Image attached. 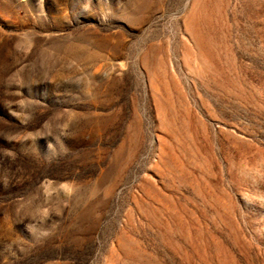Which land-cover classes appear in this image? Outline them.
<instances>
[{"label":"rangeland","instance_id":"obj_1","mask_svg":"<svg viewBox=\"0 0 264 264\" xmlns=\"http://www.w3.org/2000/svg\"><path fill=\"white\" fill-rule=\"evenodd\" d=\"M0 264H264V0H0Z\"/></svg>","mask_w":264,"mask_h":264}]
</instances>
